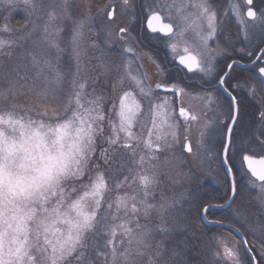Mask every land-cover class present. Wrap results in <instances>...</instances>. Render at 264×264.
Returning a JSON list of instances; mask_svg holds the SVG:
<instances>
[{
  "label": "snow or ice",
  "instance_id": "snow-or-ice-1",
  "mask_svg": "<svg viewBox=\"0 0 264 264\" xmlns=\"http://www.w3.org/2000/svg\"><path fill=\"white\" fill-rule=\"evenodd\" d=\"M83 2L88 14L83 18H74L71 0H60L58 4H50L47 0H0V16L7 18L14 8L23 6L31 24V29L19 38L0 37V264H94L90 249L103 258L105 264H183L179 259L182 249L178 244H169V236L156 239L157 231L170 235L180 229L181 223L175 219L170 227L163 222L164 214L171 209L177 197L162 195L158 207L147 199L153 195L152 189L163 185L165 176L174 183L189 179L188 174L183 172H177L175 176L167 172L166 165L170 159L175 160L174 154L171 158L165 156L163 161L155 155L157 149L166 150L179 142L176 131L171 133L170 141L159 132L154 135L157 124L155 119L152 121V129L144 141L150 155L140 157L139 164L143 167L136 174L142 186L139 207L135 196L116 194L114 201L104 200L105 193L110 190L105 170L119 171L113 169L118 148L133 149L131 141L138 137L132 129L143 111V104L136 99L134 92L124 90L118 97V103L116 100L111 103V111L116 117L113 119L105 112V104L110 97L103 90L97 92L93 88L90 94L86 91L88 82L81 73L91 68L84 60L85 29L93 17L90 0ZM128 3L129 0H123L125 6ZM246 3L251 5L252 0H246ZM108 7L105 5L99 12L105 13ZM172 8L179 13L175 35L183 38L189 31L193 33L191 41L183 39L186 45L184 51L189 52L190 47L200 50L198 55H189L186 59L180 57V63L190 71L195 68L205 74L213 73L216 56H226V49L221 48L219 40H216L214 54L208 49V41L213 40L218 32L223 33V25L217 26L216 12L208 0H179V3L173 0L171 4L161 0L154 8L150 6L148 28L171 38L173 24L161 23V12L167 10L171 19ZM188 8L194 11L189 12ZM233 10L239 18L238 6L233 5ZM114 12V9L106 12L108 20L112 19ZM247 16L256 19L257 14L249 8ZM65 21L69 22L66 35ZM240 23H243L242 19ZM2 30L12 31L7 25ZM128 31L127 28L119 29L120 33ZM107 35L111 36L112 32L108 31ZM92 47L98 45L92 42ZM170 47L175 51L177 45L170 43ZM260 51L257 60H264V49ZM133 53V47L127 44L120 54L123 57ZM3 57L11 63L5 65ZM96 59L99 63L93 66L97 71L93 84L101 78L107 81L113 70L120 72V65L113 66L103 52ZM236 63L232 60L226 68L231 70ZM258 71L264 75V67H259ZM221 72L222 75L217 73L214 79L228 96L227 105L217 104V98L211 95L205 98L208 104H217L219 110V119L214 123L220 137L221 163L227 165L226 173L238 166L237 175L250 174L264 182V152L256 153L244 138L239 142L233 138V128L229 124L237 123L239 109L235 105L236 97L228 91V87L235 88L237 85L224 87L230 73ZM126 75L139 89L140 95L148 98L151 112L153 89L150 82L130 73ZM124 79L125 76H121L113 83V94ZM65 83L70 85V90L65 91ZM155 87L161 89L165 85L157 83ZM166 91L175 94L184 89L172 85ZM179 114L188 117L183 108ZM260 116L264 119V111L260 112ZM188 118L197 120L195 115ZM105 123L111 130L108 136L104 134ZM168 127L176 129L178 125L170 124ZM203 127L207 129L209 124ZM205 135L203 131L200 133L199 146L202 148H206ZM98 143L107 144V147L102 146L97 155ZM183 147L192 152L190 143ZM261 148L264 149V141H261ZM132 155L135 156L134 150ZM98 161L103 162V167ZM229 161L232 163L228 164ZM125 181L127 176L124 181L114 178V187L119 189ZM260 191L264 193V184L260 185ZM237 192L238 183L234 175L230 194L236 196ZM183 196L184 193L178 194L179 198ZM128 199L133 201L130 208L132 219L112 226L109 211L115 204L113 220L122 209L128 212ZM224 199L228 207L235 203L227 195ZM261 202L264 203V197ZM153 212L159 213L162 220L155 229L142 225L136 218L139 215L147 218ZM243 214L241 208L235 215ZM246 222L253 233L259 234V255L264 256V217L259 220L246 218ZM133 223L134 228L129 226ZM231 226L235 228V223ZM117 227L128 237L127 246L122 248L114 243ZM102 236L111 237L103 245L105 251H100L98 243ZM239 243L243 245L248 241ZM224 251L232 264H245L235 247L225 248ZM210 264L221 262L213 260Z\"/></svg>",
  "mask_w": 264,
  "mask_h": 264
},
{
  "label": "rangeland",
  "instance_id": "rangeland-1",
  "mask_svg": "<svg viewBox=\"0 0 264 264\" xmlns=\"http://www.w3.org/2000/svg\"><path fill=\"white\" fill-rule=\"evenodd\" d=\"M73 0H71L72 3ZM50 4H58L60 3V0H47ZM161 0H145V3H143V22L146 21V19L149 16L150 6L154 8L156 4H159ZM168 3H173V0H167ZM177 3H179V0H176ZM105 5H109V7L106 9L105 13H100L99 9H102L105 7ZM102 8L97 9L96 11L90 13L93 19L89 22L88 26L85 29V44L84 48L86 49V55L84 57L85 64L88 65L89 68H91L88 72H82L81 75L84 76L87 80V87L86 91L90 94L92 93L93 88L97 90V92L103 90V92L110 97L108 103L105 104V112L106 116L111 115L113 119H115V113L111 111V103L113 100H116L118 103V97L122 95V92L124 90L132 91L136 94V99L140 100L143 104V111L140 113V115L137 118V122L134 125L132 131L134 134L138 137V139L131 141L133 145V149L124 150V149H117V155L115 158V163L113 164V169H119V171L111 172L108 170H105L108 175V182H109V188L110 190L105 193L104 200L105 202L114 201L115 195L120 194L124 195L126 197H136L137 206L139 207V200L141 199V193H142V186L139 183V180L136 179V174L141 170V166L139 164L140 157L143 155L145 157H148L150 155L147 148H145L144 141L148 139V131L152 129V121L155 119L157 124V129L153 130L154 135L156 132H159L167 137V139L171 140V133L173 131L177 132L178 135V143H175L171 148L169 149H157L155 151V155L160 157V160L163 161L165 156H168L169 158L173 157V154L175 156V160H171L166 165L167 172L175 176L177 172H183L188 174L189 179L186 181L180 182V183H174L172 180H169L167 176L163 177L164 183L163 185H158L154 189H152L153 195L149 196L148 202L152 204H156L157 207L159 206V203L162 200V195L166 196L168 198L177 197V199L172 202L171 209L164 214V223L167 224L169 220H171V214L172 208L180 207L188 198V196L196 190L198 185L201 182V179L197 175V170L200 166L197 165V162L195 160H190L186 157V155L183 153L182 145H181V122L179 117L176 113V101L175 96L172 94H161L155 92V87L157 83L165 84V85H175L176 88L180 89L182 86L179 83V80H173L166 77V74L162 70V64L159 62L158 59L154 58L150 54V61L151 63H154L153 65L155 68L159 70V75L156 73L150 66H147L145 64V59H137L136 57V51L137 49L140 50L141 42H139V29L135 28L136 22H138V12L136 10L135 3L131 0H129V3L127 6L123 4V0H108ZM116 6L114 15L111 20L107 19L106 12L111 11V7ZM188 8L187 11L191 12L194 11V9ZM88 13L85 12L84 14H78L74 15L72 12V15L74 18H83ZM161 14L164 17V20L169 22L171 21L175 26V32L171 36V38L163 37L158 34H152L148 32L146 29H143L144 36L143 39L152 43L155 46L167 48L168 50V63L172 64L176 60L175 58L184 55L188 52L184 51L185 44L182 42L183 39H188L191 41L193 33L189 31L186 34V37H177L175 33L178 31V20L177 17L179 13L177 12L176 8L171 9V19L168 17L167 10L162 11ZM35 19V18H33ZM37 23H41V21H37ZM27 24V27L25 25ZM7 25L10 29H12L11 32H4L2 29L3 27ZM65 35L68 31V25L69 22L65 21ZM120 28H127L129 31L125 33H120ZM31 29V24L28 22V18L26 15V12L23 8V6H19L14 8L11 13L7 16V18H4L3 16H0V37H3L5 39H16L19 38L21 35H23L24 32L29 31ZM108 31L112 32L111 36H108ZM129 36L131 38H129ZM260 37V36H259ZM255 36V38H259ZM253 39V38H252ZM107 40V45L105 44V41ZM92 42H95L98 47H92ZM170 43H176L177 47L175 51H173L170 47ZM127 44H131V46L134 49L133 54H127L125 56H121V50L126 47ZM198 49L190 47L189 52H197ZM104 53L105 57L111 61L113 66L120 65V72L117 73L115 70L111 73V75L108 77V80L105 81L103 78L98 80L95 84L92 83V79L97 75L96 69L93 67L94 65L98 64L99 61L96 59V57H99L101 53ZM143 53V51L141 50ZM147 54L144 53L143 56H146ZM147 55V57H148ZM142 56V58H143ZM5 61V65L8 63H11V61L8 60L7 57L2 58ZM130 62V63H129ZM126 73H130L132 76H140L141 78L147 79L151 87L153 89V94L151 97V107L152 111H149V101L148 98L142 97L139 93V89L136 87V85L132 82L130 78L127 77ZM121 76H125V79L122 84H120L119 87L116 88L115 93L113 94L112 91V85L113 83L120 80ZM158 76V77H157ZM160 76V81L158 80ZM70 79V78H69ZM65 91L70 90V85L68 83H65L63 85ZM189 98H191V103H194L195 100V92H191V95H189ZM190 101V99H189ZM159 105V107H156ZM159 113V115L157 114ZM166 121V123H165ZM170 124H176L178 125V128L172 129L169 128L168 125ZM105 136H108L111 134V130L107 123H105ZM121 138L123 139V133H121ZM198 144V143H197ZM107 147V144L101 145L100 143L97 144V155L99 154V150L101 147ZM198 147V145H196ZM213 145L206 146L205 150L207 151V155L203 156L204 158L201 161V165H207L210 164L208 162L209 160H212L211 166L215 167L219 164L217 160V156L214 152H217V150L212 149ZM209 149V150H208ZM211 149V150H210ZM135 151V156L132 155V151ZM212 153V155H210ZM177 161L179 162V166H177ZM98 163L101 164L103 167V162L98 161ZM215 164V165H214ZM238 170V166L237 169ZM241 177H245V182L251 184L254 183L251 180H249L247 175L240 174ZM125 176H127V181L124 182V184L119 188L116 189L114 187V178L118 179L120 181H124ZM222 173L220 172V176L216 173H211L208 177L209 183L212 185H216L217 188L222 187L224 184V180L222 178ZM251 187L254 189L259 190L260 185L257 186V184H251ZM184 193L183 198H179L178 194ZM264 197V193H261L260 199H259V206L264 211V203L261 202V198ZM133 201L131 199L127 200V203L129 205V211L125 212L123 209L116 214V219H112V215L115 213V204L112 210L109 211V223L112 226H117L121 223H126L128 220L132 219L133 214L130 211L131 203ZM106 207V203H105ZM104 209H102L103 211ZM139 219L140 223L147 224L149 227L156 228L157 225H160L162 223L161 216L157 212L151 213V215L147 218H145L143 215H139L136 217ZM234 219L242 226L247 227L246 225V219L241 216H236ZM130 227H135L134 223L129 225ZM160 232H156V238L159 239L157 234ZM259 237V236H258ZM111 237L109 236H102L101 240L98 241L100 245V251H105L106 249L103 247L105 242ZM230 239V238H229ZM121 241H123V244H121ZM128 237L123 235V230L117 227V233L114 238V243L118 248H122L124 246H127ZM258 241V240H257ZM255 242V240H254ZM258 242L255 243L256 248L255 252L256 255L260 256L262 258V262H264V256L259 255L260 247L258 246ZM90 255L94 261V264H105L104 259L101 257H98L96 255V252L90 249Z\"/></svg>",
  "mask_w": 264,
  "mask_h": 264
},
{
  "label": "flooded vegetation",
  "instance_id": "flooded-vegetation-1",
  "mask_svg": "<svg viewBox=\"0 0 264 264\" xmlns=\"http://www.w3.org/2000/svg\"><path fill=\"white\" fill-rule=\"evenodd\" d=\"M131 1L133 2V4L135 3L136 10L138 12V22H136L134 26L135 28L139 29L140 32H142L138 35L140 42V38L144 36L143 32L145 30L143 31V29L147 28V19L143 22L142 18L144 17L143 3H145V0ZM208 3L216 12L218 28L221 24L223 25V33L220 34L218 32L217 36L213 40L208 41V49L210 53L214 54V52L217 50L216 40H219L221 48L226 49V56H216V67L213 73L205 74L204 72H200L199 69L188 71L187 69L179 68L176 65L178 57L175 58L176 60L174 61V63L170 64L168 63L169 56L167 48L155 46L148 41L141 43L140 50L137 49L136 51V57L137 59H145V64L147 66H150L152 70H154L159 75V70L157 69V67L155 68L153 66L155 64L151 63L150 61V55L153 56L162 64V70L166 74L167 79L170 78L172 79V81L176 79L179 80V83L182 86L180 89H184V91L180 92L179 96L176 94H172L175 96L176 113L180 108H183L187 112L188 117L192 115L197 116V120L195 121H192L188 117H179L182 131L180 142L182 145V150L187 158H189L190 160H195L197 162V165L200 166L198 169H196V173L201 179V186L199 188L202 189V191L207 190L213 195H216L217 193H219V191L225 189L226 183H228L230 189V179L228 173H226V169L221 163L222 153L220 152V137L218 132L216 131V124L214 123L219 119V110L217 109V104L226 106L229 99L228 96L223 92V89L217 85L214 79L217 73H220L222 75L221 70H223V72L230 73L229 77L226 78L224 87H228L229 84L237 85V87L235 88L228 87V91L236 97L235 105L239 109V113L236 117L237 123L233 126V138L238 142L241 138H244L249 142L251 148L254 149L256 153L264 152V149L261 148V141H264V119H262L260 116V112L264 111V90H262V81H264V75H261L258 71L259 67H264V60H257V57L261 55L260 50L264 49V19H262L264 18V0H252L251 5H248L246 3V0H208ZM233 5H236L239 8V18L233 10ZM249 8L256 12V19L247 16ZM112 9L115 10L116 6H112L111 10ZM161 16L163 17L162 14ZM241 19L243 20V23H240ZM167 23L172 22L169 21ZM173 29L175 32L174 24ZM245 33H247V38H245ZM255 36L260 37L255 38ZM141 50L143 51V53L141 52ZM199 51L195 53L188 52L186 54L191 53L194 55H198ZM249 52H251V55H247V53ZM144 53L150 55H148V57L147 55L143 56ZM232 60H236L237 63L233 65V68L231 70H229L226 68V64H230ZM158 80H161L160 76ZM155 86L156 85H154V87ZM165 86L171 87L172 85L167 84ZM155 92L161 94H170L163 93L162 91L156 89V87ZM191 92H195L194 103H191V98H189ZM209 95L217 98V104H208L205 98ZM206 123L209 124V127L207 129L203 127ZM230 126L231 124H229V127ZM202 131L206 133V146L213 145L212 147L214 148L212 149V151L217 150V152H214L219 163L216 168L211 166L212 160L208 161L210 162V164H208V167L207 165H201V161L204 158L203 156L207 155V151L205 150V148L199 146L201 139L200 133ZM188 143H190L192 146V152L190 153L187 152L183 147ZM196 145H198V147ZM210 155H212V153ZM231 163V161L228 162V164ZM213 172L219 176L220 172L222 173V178L224 180V184L222 185V187L217 188L216 185L214 186L209 183L208 177ZM234 175L237 179L238 188L241 189L244 196L246 210L243 217L245 216V219L247 218L252 220H259L261 217H264V211L258 204L261 196V191L260 189L257 190L251 187V184H257L258 186L264 184V182L259 181L256 177H252L249 174L247 175L249 180L254 182L249 184L244 181L245 177L242 178L241 175H237L236 169H233L232 171V176ZM236 197L237 195L235 196V199ZM233 205L234 203L232 204V206ZM231 207H229L228 209H230ZM223 210L225 209L216 211ZM236 213L237 209L235 208L230 212L231 217H236ZM206 217L209 221H218L215 216V211L208 212ZM201 222L203 223L202 219ZM231 222L236 223L237 221L233 218ZM246 225L247 227L243 226L242 228L243 232L241 229H239V231H241L242 234L245 232V235L250 240L255 239L254 244H251L252 248L255 250V243L259 239V237L257 238L258 233H253L247 222ZM246 236L244 237L246 238ZM258 246L260 247L259 244Z\"/></svg>",
  "mask_w": 264,
  "mask_h": 264
},
{
  "label": "trees",
  "instance_id": "trees-1",
  "mask_svg": "<svg viewBox=\"0 0 264 264\" xmlns=\"http://www.w3.org/2000/svg\"><path fill=\"white\" fill-rule=\"evenodd\" d=\"M107 1L108 0H90L91 13L102 8ZM71 11L74 15L84 14L86 9L83 0H73L71 3ZM140 33L142 32L139 31V34ZM143 37L140 38L141 43L146 42ZM200 184L198 185L199 187L201 186ZM199 187H197L194 192L192 191L187 200L180 207L172 208L170 212L171 220L167 222V225L170 227L171 221L175 219L181 223L180 229L170 235L158 233V238L165 239L166 236H169V244L179 245L180 249H182V255L179 259L182 260L183 264H210L213 260H219L221 264H232L224 250L225 248L232 249L234 247L238 249L245 264H252L250 257L243 250L238 240L231 236L227 230L205 226L200 220V214L203 208L212 204H224L226 202L224 197L226 195L229 197L230 195L228 183H226L225 189L219 191L216 195H213L207 190L202 191ZM235 200L234 205L230 209L215 211V216L218 221L232 225L233 223L231 220L233 219L230 220L228 218L231 217L230 212L235 208L237 212L242 208L245 214L244 196L240 188H238ZM243 215L240 216L243 217ZM235 227L241 229L243 232V226L238 222L235 223ZM243 234L246 236L245 232ZM246 238L251 250L257 258L258 264H261L262 258L256 255L255 250L251 246V244H254L255 239L250 240L247 236ZM99 240L102 241L101 238Z\"/></svg>",
  "mask_w": 264,
  "mask_h": 264
},
{
  "label": "water",
  "instance_id": "water-1",
  "mask_svg": "<svg viewBox=\"0 0 264 264\" xmlns=\"http://www.w3.org/2000/svg\"><path fill=\"white\" fill-rule=\"evenodd\" d=\"M112 10H113V9H112ZM149 18H150V16H149ZM149 18H148V19H149ZM148 19H147V22H146V26H147V29L149 30V32L154 33V34H160V35H162V36H164V37H167V36H168V35H165V34L162 33V32H159V31H157V32H152V30H151L150 28H148ZM154 23H155V22H154ZM161 23H166V22L162 19ZM173 30H174V29H173ZM189 55H193V54L189 53V54H186V55L181 56V57H185V59H186ZM176 64H177L178 67H180V68H184V69H187L188 71H190V70H189L184 64H181V63H180V57L177 59ZM194 70H196V69L194 68L192 71H194ZM166 88H168V87L161 88V89H158V90H161V91H163V92H171V91H166ZM171 93H173V92H171ZM176 95L179 96V95H180V92L177 91V92H176ZM180 109H181V108H180ZM180 109L178 110V115H179V116H180V114H179ZM233 126H234V125L231 124L230 127L233 128ZM224 167H225V169H226L227 165H224ZM228 176H229L230 184H231V180H232V177H233V176H232V172L228 173ZM257 179H258V178H257ZM229 200H235V196L230 195ZM206 208L208 209V211L205 212V211L203 210V212H202V214H201V219H202V221H203L204 224H206V225H208V226H216V227H219V228H223V229L229 230V231H231L233 234H235V235L237 236V238L239 239V241L246 240V239L244 238V236L242 235V233H241L240 231H237V230H236L237 228H233L232 226L227 225V224H224V223H220V222H216V221H209V220L207 219L206 215H207V213H208L209 211H212V210H219V209H228L229 207L227 206V203H225V204H223V205H211V206H208V207H206ZM221 225H223V226H221ZM242 246H243L245 252H246V253L249 255V257L251 258V260H252V264H257V261H256V259H255V256L253 255L252 251H249L250 248H249L248 244H243Z\"/></svg>",
  "mask_w": 264,
  "mask_h": 264
}]
</instances>
